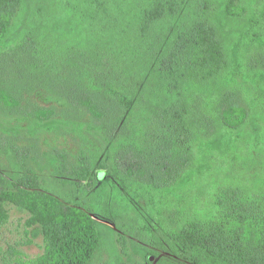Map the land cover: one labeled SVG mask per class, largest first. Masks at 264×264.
I'll use <instances>...</instances> for the list:
<instances>
[{"label": "rangeland", "instance_id": "1", "mask_svg": "<svg viewBox=\"0 0 264 264\" xmlns=\"http://www.w3.org/2000/svg\"><path fill=\"white\" fill-rule=\"evenodd\" d=\"M242 2L249 13L245 21L230 22L236 37L234 68L222 83L245 103L250 119L242 131H222L217 144L198 148L177 189L156 193L116 170L110 127L87 110L60 102L52 88L74 74L75 54L86 53L123 78L127 131L144 134L154 115L158 77L134 50L143 0H24L0 45V88L21 102L13 110L0 100V175L12 179L22 173L12 144L28 152L26 166L41 175L48 191L70 205L92 206L94 218L103 225V244L94 264H147L148 252L153 264H193L171 237L184 213L210 215L212 196L229 186L254 194L264 191V69L257 62L264 59V0ZM29 103L56 109L54 121L42 124L26 118L22 111ZM82 153L106 165L87 195L66 178L63 168V173L58 171L61 155L71 169ZM8 209L10 220L0 229V264H13L15 252L30 259L42 255L43 238H33L25 226L29 214L14 206Z\"/></svg>", "mask_w": 264, "mask_h": 264}, {"label": "trees", "instance_id": "2", "mask_svg": "<svg viewBox=\"0 0 264 264\" xmlns=\"http://www.w3.org/2000/svg\"><path fill=\"white\" fill-rule=\"evenodd\" d=\"M242 1L143 0L134 26L139 42L134 50L149 63L158 82L151 126L142 135L127 131L123 78L107 71L100 61L77 53L72 60L74 74L53 83L60 102L85 109L110 127L116 170L156 193L173 191L187 178L198 148L217 144L222 131L230 135L246 126L248 107L222 83L234 68L236 37L230 22L245 21L249 13ZM23 3L0 0V45ZM257 62L264 69V59ZM60 76L64 77L61 72ZM0 100L13 110L21 104L1 88ZM22 113L42 124L56 117V109L31 103ZM10 147L22 173L12 179L0 175V229L10 220L8 206H14L29 214L25 226L32 237L43 238L42 255L30 259L15 252L12 263L94 264L103 244V225L94 218L95 209L83 203L70 205L52 194L41 175L26 166L28 152ZM60 158L58 171L63 173V168L66 178L84 195L93 191L102 174L97 178V173L106 167L85 153L71 169L66 157ZM211 200L210 215L184 213L171 234L175 244L193 264H264V191L254 194L229 186L215 192ZM121 242H126L124 237ZM151 255L147 253V264H153Z\"/></svg>", "mask_w": 264, "mask_h": 264}]
</instances>
